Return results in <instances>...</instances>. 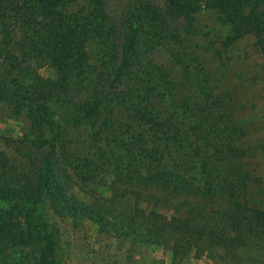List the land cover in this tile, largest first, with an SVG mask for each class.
I'll return each instance as SVG.
<instances>
[{
    "label": "rangeland",
    "instance_id": "obj_1",
    "mask_svg": "<svg viewBox=\"0 0 264 264\" xmlns=\"http://www.w3.org/2000/svg\"><path fill=\"white\" fill-rule=\"evenodd\" d=\"M163 6L161 0L69 5L93 26L112 28L116 49L134 16L146 19L138 23L133 69L120 83L109 85L117 52L93 35L86 46L87 77L55 87L65 100L74 99L55 104L54 123L45 129L56 140L52 179L63 192L57 212L49 199L43 205L58 264H264V223L247 229L240 243L241 229L230 221L239 209L248 218L255 210L264 216V49L252 35L224 45L230 25L216 8L202 5L192 19L163 13L149 19ZM33 31L18 27L15 33L19 76L27 86L38 79L55 82L45 35ZM4 62L0 58V68ZM92 92L103 96L101 112L83 119L72 105ZM141 113L151 114L153 124L140 123ZM162 118L185 130L170 144L180 150L177 157L187 154L195 184L207 180L210 193L151 182V165L141 152L145 137L155 140V122ZM29 128L26 111L0 103V153L8 158L0 175L39 168L40 149ZM4 137L13 140L10 145ZM72 201L93 216L71 210ZM1 208L8 211L10 203L0 200ZM23 259L33 264L32 257Z\"/></svg>",
    "mask_w": 264,
    "mask_h": 264
},
{
    "label": "trees",
    "instance_id": "obj_2",
    "mask_svg": "<svg viewBox=\"0 0 264 264\" xmlns=\"http://www.w3.org/2000/svg\"><path fill=\"white\" fill-rule=\"evenodd\" d=\"M74 1L0 0V58L5 60L4 66L0 68V103H10L15 113L26 111L30 121L29 131L35 136L36 147L40 149V151L37 149L39 151L37 170L17 173L11 177L0 175V200L10 203L8 211L0 209V264H23L25 261L23 258L28 256L32 257L33 264H58L55 259V240L49 230L43 205L49 199L50 205L57 212L56 203L63 197V192L52 179L54 168L51 150L55 147L56 140L54 137H47L45 129L54 123L55 104L64 101L69 103L74 99L65 100L67 97L55 88L56 85L59 82L69 84L73 80L80 82L87 77L86 46L93 35L102 37L106 48L113 45L114 54L117 52V63L112 69L110 86L120 83L134 66L133 50L139 29L138 23L146 19V16H142L141 13L134 16V26H130L122 34V40L118 42L116 49L115 40L111 35L112 28L106 29L104 26L98 28L96 24L93 26L87 16L82 15L79 10H70L69 5ZM161 1L164 9L156 10L153 18L146 14L149 19L158 20L161 13L172 18L192 19L202 5L216 8L223 13L225 22L230 25V32L223 42L224 45L228 46L244 35H252L256 45L264 49V0ZM18 27L31 31L35 28L37 33L34 31L33 33L38 37L45 35L48 53L56 68L58 80L50 83L38 79L36 83L31 82L28 86L25 84L19 76L23 68L13 52ZM28 31L25 33L29 37L32 33L29 34ZM261 69L264 72V58ZM102 97V94L92 92L88 99L75 100L72 106L81 112L83 119L90 120L101 112ZM150 115L141 113L140 123L153 124V117ZM169 119L162 118L155 122L160 124L158 129L155 127L156 141H150L151 138L144 136L148 146L143 148L144 151L141 153L151 165L147 169L149 177L153 179H150L151 182L154 181L156 187L171 186L185 193H194L196 189L201 188L210 193L212 188L211 184H206L207 180L200 182L198 186L195 184V174L191 169L193 166L187 159V154H183L186 157L176 156L179 149L170 144L171 139L180 141L185 130L174 129L176 125L169 122ZM2 139L7 145L13 141L7 137ZM7 160L8 158L0 153V165L5 167ZM72 203L73 201L71 210L93 216L87 208ZM243 215L242 209H239L230 220L231 224H237L241 229L242 238H237H240V243L245 241L247 229L254 228V225L261 228L264 223L262 210H255L251 218ZM219 239L224 241V236H220ZM23 251H26L24 255L21 254ZM172 252L179 253L177 249H173Z\"/></svg>",
    "mask_w": 264,
    "mask_h": 264
}]
</instances>
